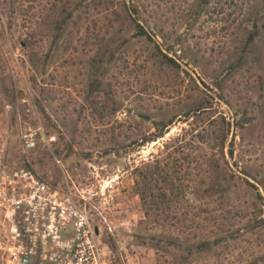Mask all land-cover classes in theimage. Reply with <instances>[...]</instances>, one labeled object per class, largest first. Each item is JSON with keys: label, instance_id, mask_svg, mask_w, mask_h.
I'll return each mask as SVG.
<instances>
[{"label": "rangeland", "instance_id": "obj_1", "mask_svg": "<svg viewBox=\"0 0 264 264\" xmlns=\"http://www.w3.org/2000/svg\"><path fill=\"white\" fill-rule=\"evenodd\" d=\"M80 1L82 6H78ZM88 1L0 0V162L8 168L28 169L25 166L28 164L29 170L55 187L63 179L76 187L94 185L98 193L96 203L109 223L110 232L105 226L100 242L111 264H172L173 249L166 247L162 250L164 244L158 243L161 231L143 223L141 203L133 191V169L159 155L163 145L173 144L178 151L176 155L190 154L184 181L191 179L204 169L203 155L209 153L194 143L198 140L196 132L206 129L207 124L194 131V118L180 116L182 118L169 127L162 138L144 146L129 147L130 142L139 139L143 133L155 131L152 122L181 111L188 86L183 83L178 88L174 75L167 76L169 81H161L145 69L143 61L148 50L139 39L132 37L134 32L128 30L126 24L115 26V44L102 48L98 63L90 74L89 60L95 55L97 40L92 37L86 41V36L92 33L95 22L103 29L102 38L108 41L112 31L109 29L107 33L103 25L112 15ZM126 1L128 7L136 10L141 24L157 35L159 42H162L159 36L162 31L169 35L170 44L181 36L185 42L183 47H189L195 53L205 51L214 58L220 56L228 37L223 27L233 17L228 16L232 12L228 0H212L202 10L195 6L199 0ZM75 8L73 20L60 34L59 40L52 43L57 33L55 23L65 16L62 9L69 12ZM78 15L80 19H77ZM41 16L45 17L44 35L41 40L40 36L36 39V49L41 57L47 56L48 63L44 76L40 78L44 84L36 90L29 81L31 71L21 41L35 29ZM125 39L128 40L126 46L122 43ZM179 49L175 48L178 56ZM111 52H114L112 60ZM182 68L186 69L185 66ZM11 89L16 96L13 103L5 97ZM205 91L213 98L211 112L214 117L218 118L219 114L230 117V111L216 99L211 85ZM100 103L107 104L109 109L92 111V107ZM41 106L45 108V114ZM113 107L116 113L111 116L110 108ZM21 127L36 132L35 147L30 151L23 152L20 148L18 134ZM240 133L233 132V158L228 157V145L223 150L224 158L221 149L214 152L215 159L220 164L226 160L236 176H241L239 166L234 164L240 163V158L244 162H254L264 157V144L255 141L257 135L245 131L243 140H239ZM176 138L179 142L175 144ZM187 197L184 205L190 213L188 218H192L198 208H203L204 202ZM238 205L237 196L233 194L223 206L215 202L207 208L215 211L212 212L213 223L237 228L242 221L241 211L234 212ZM227 211L232 215L228 217ZM231 216L235 218L231 219ZM243 246L244 242H240V247ZM257 251V257L262 256L264 247Z\"/></svg>", "mask_w": 264, "mask_h": 264}, {"label": "trees", "instance_id": "obj_2", "mask_svg": "<svg viewBox=\"0 0 264 264\" xmlns=\"http://www.w3.org/2000/svg\"><path fill=\"white\" fill-rule=\"evenodd\" d=\"M88 2L90 5L101 6L112 15L103 25L107 33L109 29L112 31L108 41L102 38L103 29L97 27L95 22L91 28L92 33L86 36V41L92 37L97 40L96 52L90 57L88 71L98 63L102 48L107 44H115V26L126 24L128 30L134 32L132 37L139 39L148 50L143 61L144 68L161 81L170 79H167L169 74L174 75V83L178 88L183 83L188 86L181 111L169 112L170 115L152 122L155 131L143 133L139 139L131 141L129 147L144 146L162 138L169 127L182 117L194 118V131L202 124H207L206 129L196 132L198 140L194 143L200 144L199 149L209 153L203 155L204 169L191 179L184 181L190 154L183 157H180V153L176 155L178 151L173 144L163 145L159 155L143 161L133 169V191L141 203L143 223L161 231L158 243L164 244L162 250L166 247L173 249L175 257L172 264H264V254L259 257L256 255L257 249L264 247V157L254 162H244L240 158V163L234 164L235 167L239 166L237 168L241 176H236L235 170L226 160L220 164L214 155L219 148L224 158L223 150L228 145V157L233 158L235 131L242 132L238 136L239 140H243V132L248 131L257 135V143L264 144V0H228L227 4L232 6L228 16L233 17L223 27L228 37L221 47L220 56L216 58L205 51L195 53L191 48L183 47L185 42L181 36L170 44L169 35L159 31L162 40L159 42L157 35L141 24L136 10L126 5V0ZM211 2L199 0L195 6L202 10ZM78 6H82V1ZM76 11L77 8L69 12L62 9L65 16L55 23L57 33L52 43L59 40ZM44 18L41 16L35 27L37 29H32L21 41L31 71L29 81L36 90L44 84L40 78L44 76L48 63L47 56L41 57L36 49V39L40 36L41 40V35H44ZM77 19H80V15ZM122 43L126 46L128 40ZM176 47L180 48L179 56L176 55ZM112 58L114 52L110 53ZM190 66L197 71L194 72ZM207 84L215 90L216 99L228 108L230 117L225 118L220 114L218 118L214 117L211 112L213 98L205 91ZM2 90L6 92L4 86ZM5 97L11 103L16 100L13 89ZM107 109L105 103L92 107L94 112ZM41 111L45 114L43 106ZM115 113L116 109L110 108L111 116ZM204 115L206 117L203 118ZM178 142L176 138L175 144ZM111 150L115 152L113 147ZM25 166L31 169L30 165ZM233 194L237 196L239 204L234 212L242 213L240 227L229 228L222 223H213L212 212L215 211L208 210L207 206L215 202L223 206L232 199ZM188 195L195 202H204L203 208H198L192 218H188L190 213L184 205ZM227 215L229 217L232 212L227 211ZM234 218L231 216V219ZM240 242H244L243 247H240ZM155 248L157 250V246Z\"/></svg>", "mask_w": 264, "mask_h": 264}, {"label": "built area", "instance_id": "obj_3", "mask_svg": "<svg viewBox=\"0 0 264 264\" xmlns=\"http://www.w3.org/2000/svg\"><path fill=\"white\" fill-rule=\"evenodd\" d=\"M35 136L20 128L23 152L35 147ZM97 196L92 184L63 179L55 187L0 162V264H111L100 242L102 229L110 228Z\"/></svg>", "mask_w": 264, "mask_h": 264}]
</instances>
